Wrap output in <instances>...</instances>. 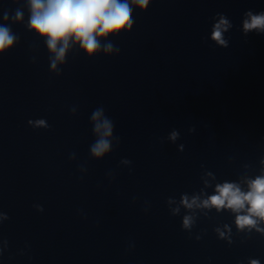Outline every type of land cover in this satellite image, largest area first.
Instances as JSON below:
<instances>
[{"label":"clouds","instance_id":"1","mask_svg":"<svg viewBox=\"0 0 264 264\" xmlns=\"http://www.w3.org/2000/svg\"><path fill=\"white\" fill-rule=\"evenodd\" d=\"M131 2L145 10L150 0ZM28 3L32 12L28 27L40 37H47L49 51L55 54L53 69L56 67V61L63 60L70 39L79 42L81 49L88 55H93L100 49L97 37H108L126 29L130 31L133 24L129 0H28ZM246 15L248 19L243 22L245 34L252 30L264 32V12L253 15L249 11ZM15 19H22L20 11L16 12ZM230 27V22L221 15L219 23L213 27V39L221 45L225 44L223 32ZM15 39L8 27L0 26V53L11 47ZM58 44L61 45L59 49ZM112 49L111 43L104 47L105 52H111ZM91 119L95 122L94 131L100 135V139L91 147V153L100 158L110 151L111 144L107 137L112 136L113 122L110 118L104 117L102 109L94 111ZM35 125L46 126L44 120H37ZM176 137L177 133L173 132L171 139L175 140ZM182 203L190 209L197 204V198L189 202L188 198L184 197ZM245 204L249 205L248 214L237 215L236 219L240 228L254 226L256 221L252 219L253 216L264 219V177L249 182L247 193H242L235 184L218 185L216 194L203 201L204 207L211 205L217 210L227 207L237 212L243 209ZM190 223L191 218L185 216L184 227H189ZM251 264L259 262L253 260Z\"/></svg>","mask_w":264,"mask_h":264}]
</instances>
